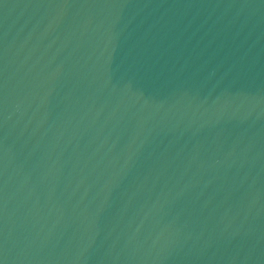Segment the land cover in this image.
Segmentation results:
<instances>
[{"label": "water", "instance_id": "water-1", "mask_svg": "<svg viewBox=\"0 0 264 264\" xmlns=\"http://www.w3.org/2000/svg\"><path fill=\"white\" fill-rule=\"evenodd\" d=\"M0 264H264V0H0Z\"/></svg>", "mask_w": 264, "mask_h": 264}]
</instances>
